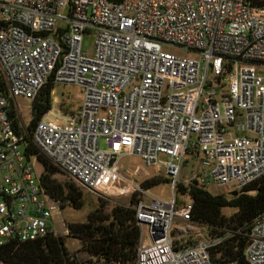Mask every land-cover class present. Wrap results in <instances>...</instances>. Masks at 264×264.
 <instances>
[{
    "label": "built area",
    "instance_id": "obj_1",
    "mask_svg": "<svg viewBox=\"0 0 264 264\" xmlns=\"http://www.w3.org/2000/svg\"><path fill=\"white\" fill-rule=\"evenodd\" d=\"M0 22V247L68 233L15 103L52 79L80 87L79 107L51 108L30 142L88 191L136 193V264H217L210 250L234 231L208 235L174 190L239 191L264 174V0H0ZM125 155L163 165L173 198L136 185ZM187 159L197 169L179 180ZM247 236V264H264V212Z\"/></svg>",
    "mask_w": 264,
    "mask_h": 264
},
{
    "label": "trees",
    "instance_id": "obj_2",
    "mask_svg": "<svg viewBox=\"0 0 264 264\" xmlns=\"http://www.w3.org/2000/svg\"><path fill=\"white\" fill-rule=\"evenodd\" d=\"M54 85L55 82L49 79L32 102V119L27 125L28 133L24 136L27 142L25 151L27 156L35 155L41 163V185L60 209H81L85 200L82 188L41 156L30 142L36 122L52 108ZM162 181L168 179L154 176L145 180L142 187L148 189ZM174 192L189 195L191 220L203 226L208 235L234 231L222 244L210 250L215 263L247 264L244 256L249 241L247 233L255 218L264 212V174L236 195L230 192L211 193L193 183H179ZM135 200L136 193H133L129 204H116L107 211L103 208L95 209L87 214L83 222H67L68 233L65 235H49L42 239L11 242L2 246L0 264H136L140 228L131 207ZM99 202L104 205L106 201L100 199ZM176 202L182 204L177 195ZM225 208L233 209V212L226 215L223 213ZM67 237L79 241L81 249L88 254L86 261H79L68 251Z\"/></svg>",
    "mask_w": 264,
    "mask_h": 264
},
{
    "label": "rangeland",
    "instance_id": "obj_3",
    "mask_svg": "<svg viewBox=\"0 0 264 264\" xmlns=\"http://www.w3.org/2000/svg\"><path fill=\"white\" fill-rule=\"evenodd\" d=\"M94 45V36L86 35L83 38L82 49L83 51H87L91 54ZM168 51H177V49L173 47H166ZM82 91L80 87L70 84V83H55L54 89L52 92V109H62L63 112L70 114L79 107L80 97ZM16 106L21 113V119L23 124H28L32 119L31 112V101L29 99H25L23 97H18L15 99ZM100 148H104V144L102 141L99 143ZM120 164L123 166L124 170L127 172L134 171L138 169V172L133 174L130 178L132 181L142 187V183L152 177L162 176L163 178H167L165 175V167L162 165L158 168L154 166H146L143 160L136 155H125L120 159ZM34 168L37 173H41L42 166L39 163H35ZM197 169V161L192 159H187V164H182L179 173V180L185 179V177L191 176V170ZM65 177H67L65 175ZM63 178V176H61ZM68 178V177H67ZM82 188V187H81ZM143 188V187H142ZM85 196L84 206L81 209H73L70 207H66L64 210L61 209V212H58L55 215L56 225L59 228L63 229L61 219L63 218L66 223L67 222H83L86 220V216L89 212L94 211L95 209L103 208L104 210H110L116 204H127L131 197L130 193L124 194H106L104 196L99 195L95 192L88 191L82 188ZM211 193H227L231 192L225 188L218 189L217 187L211 186L208 189ZM148 193L152 196H155L160 199L169 200L173 198V190L168 181H162L160 184L152 186L148 188ZM174 194H176L174 192ZM178 198L182 201V205L177 208L180 209L179 212L183 211V206H186L187 203H190V197L188 194L180 195L176 194ZM104 200V205H100L99 200ZM58 209V208H57ZM233 212V209L225 208L223 209V213L229 215ZM198 231L193 230L189 231L185 238L188 237V240H195L198 237L196 234ZM66 234V233H65ZM66 247L70 253H72L79 261H86L89 257L85 250H82L80 247V243L78 240L67 237L66 238Z\"/></svg>",
    "mask_w": 264,
    "mask_h": 264
},
{
    "label": "water",
    "instance_id": "obj_4",
    "mask_svg": "<svg viewBox=\"0 0 264 264\" xmlns=\"http://www.w3.org/2000/svg\"><path fill=\"white\" fill-rule=\"evenodd\" d=\"M232 195H236L237 193H238V191L237 190H233V191H231L230 192Z\"/></svg>",
    "mask_w": 264,
    "mask_h": 264
}]
</instances>
